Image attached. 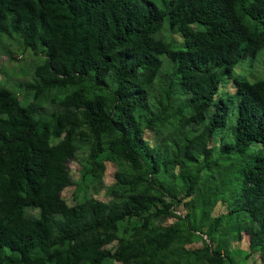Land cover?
<instances>
[{"label": "trees", "instance_id": "trees-1", "mask_svg": "<svg viewBox=\"0 0 264 264\" xmlns=\"http://www.w3.org/2000/svg\"><path fill=\"white\" fill-rule=\"evenodd\" d=\"M158 3L0 0V53L37 59L23 99L0 86V264H235L242 233L264 262V78L234 75L264 49V0ZM215 149L244 157L232 205Z\"/></svg>", "mask_w": 264, "mask_h": 264}, {"label": "rangeland", "instance_id": "rangeland-1", "mask_svg": "<svg viewBox=\"0 0 264 264\" xmlns=\"http://www.w3.org/2000/svg\"><path fill=\"white\" fill-rule=\"evenodd\" d=\"M155 4L159 6L158 0H152ZM161 36V33L158 34ZM176 41H181L180 37L176 34L172 36ZM5 39V38H4ZM4 43H8L5 42ZM1 48V43H0ZM11 52L17 54L16 60H10L8 57L0 53V86H5L11 90H13L21 99L25 97L24 84L30 82L33 78V68L37 59L29 52H25L24 54H20L22 51L20 48H16V46H12L10 49ZM163 60H166L162 57ZM219 73H221L219 71ZM234 75L239 76V78H244L249 82H254L255 80H259L264 78V49H262L254 58H246L241 61L234 70ZM233 85L230 80L224 79L221 83V88L219 94L221 96L233 93ZM29 97V96H28ZM31 100L32 97H29ZM226 98V96L224 97ZM228 105H232L228 99H225ZM234 103L233 105H235ZM45 108L48 110L52 108L50 104H45ZM235 122V111L234 108L230 110L227 123L222 130H219L217 134L214 136V144L216 141V146H220L221 140H224L225 143H233L231 133L232 124ZM151 137V136H148ZM214 158L219 159L220 168L214 172V176L217 179L218 177L223 180V182H227L224 184L226 188L225 194L220 196L219 199L225 200L226 203L232 205L237 197V189L236 187L240 186L241 178H240V167L245 164L244 157H239L236 155H232L228 157L225 155L224 157L220 156L219 150L215 149ZM69 169L71 171V176L74 181L78 179V174L80 170V166L77 160H72L68 164ZM114 171L115 168L110 164H107L106 172L103 178L92 188L89 193L90 196L102 200L108 201L110 197L106 193V189L110 187L114 183ZM210 184V183H208ZM214 186V185H212ZM74 190V186H70L66 188L62 192V197L69 201L71 199V194ZM223 201H219L214 209L212 210V216H220L225 215L228 212L227 204ZM178 211L185 213L184 206L177 207ZM174 221L173 218H168L163 222V224H170ZM202 246V242L197 240L193 244L187 246V248H199ZM230 249L232 251H236L237 253L233 256L235 264H264L261 261L258 254H250L246 259V252H248V243L247 236L242 233L240 235L239 240H235L231 242Z\"/></svg>", "mask_w": 264, "mask_h": 264}, {"label": "built area", "instance_id": "built-area-1", "mask_svg": "<svg viewBox=\"0 0 264 264\" xmlns=\"http://www.w3.org/2000/svg\"><path fill=\"white\" fill-rule=\"evenodd\" d=\"M175 213L177 214V215H181V216H183L184 214L182 213V212H180V211H175Z\"/></svg>", "mask_w": 264, "mask_h": 264}]
</instances>
